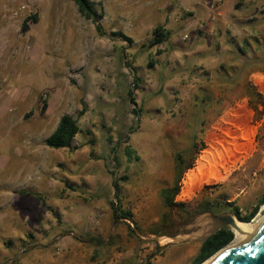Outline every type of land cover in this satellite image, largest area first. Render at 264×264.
<instances>
[{
	"label": "rangeland",
	"instance_id": "rangeland-1",
	"mask_svg": "<svg viewBox=\"0 0 264 264\" xmlns=\"http://www.w3.org/2000/svg\"><path fill=\"white\" fill-rule=\"evenodd\" d=\"M93 1L103 5L104 30L122 31L133 46L100 36L73 0H0V264H144L169 243L147 239L180 235L201 201L246 217L264 195V0ZM31 15L38 21L22 32ZM157 26L169 40L149 48ZM247 85L262 97L257 106ZM238 103L254 113L256 152L207 182L198 161ZM64 114L81 132L72 148H49ZM191 143L175 198L185 206L167 208L161 190L177 180L167 176V148ZM127 145L139 160L128 159ZM124 176L121 205L135 224L112 218L113 180Z\"/></svg>",
	"mask_w": 264,
	"mask_h": 264
},
{
	"label": "trees",
	"instance_id": "trees-1",
	"mask_svg": "<svg viewBox=\"0 0 264 264\" xmlns=\"http://www.w3.org/2000/svg\"><path fill=\"white\" fill-rule=\"evenodd\" d=\"M74 3L78 7L79 13L84 16L86 19L91 20L93 24L95 25L97 33L102 37H109L112 40H119L122 42L127 43L128 46H133L134 39L125 35L122 31H112L110 33H107L102 24L101 21L105 17V12L103 9L102 3H97L93 0H73ZM38 21V17L36 15H31L29 18H27L22 25V32H27L29 30V22ZM169 31H167L163 26H157L153 30L152 39L149 42L148 47L154 48V47H160L163 46L168 40H169ZM157 53L162 54L161 50H157ZM123 58H127V53L122 52ZM126 67L131 69L133 72L136 71V69L133 67V64L131 62L126 61L125 63ZM149 66H152V63H150ZM142 83V80L135 76L134 78V86L138 87ZM246 95L250 98L251 104L254 106H257V104L261 100V95L257 93L256 89L251 87L250 85L246 86ZM128 97L132 103H135V98L133 96V91L128 92ZM48 109V102L46 100H43L41 113L45 114ZM135 113H138L136 109H134ZM83 111L81 112V114ZM81 132L80 127L78 125L77 119H75L73 116L69 114H64L60 121L54 130V132L45 140V145L49 148L60 150V149H70L73 147V142L75 137ZM108 141L111 142L110 139ZM116 148L113 147L112 152H115ZM126 154L128 156L129 160L136 159L139 160V156L136 154V152L127 145L126 147ZM115 160L118 163V166H120L119 158L118 156L115 157ZM190 168V165L187 167V169ZM113 176L115 175L114 172L111 173ZM182 173L179 174L176 184L171 189H163L161 190V197L163 198L164 205L167 208H182L185 205L176 203L175 198L179 194L180 188H179V180ZM127 177H122L120 179L114 178L113 180V188H114V201H111L110 207L112 210V217L113 221L116 222L117 220L123 219L128 220L131 223L135 224V221L133 219V214L131 211L126 210L121 205V181L127 180ZM21 195H27L30 197H36L40 199L43 202V197L38 192L33 191H19ZM209 204V203H208ZM218 204V203H216ZM264 205V195L258 200L257 205L255 206L253 212L246 217H242L240 213L239 207L234 208L235 215L238 219L244 221V222H250L255 215L257 214L259 208ZM218 206V205H217ZM232 205H229V207ZM205 209V206L203 204L199 205L197 211L203 212ZM130 231L135 234V230L131 228L130 225H128ZM234 234L230 230L221 229L218 232H216L211 237L207 238L203 241L201 251L199 255L194 259L192 264H202L207 259H209L211 256H213L216 252H218L221 248L226 246L231 240L233 239ZM161 248L159 247L158 250ZM157 254V251L150 256V258L144 263V264H153L151 262V258Z\"/></svg>",
	"mask_w": 264,
	"mask_h": 264
},
{
	"label": "bare ground",
	"instance_id": "bare-ground-1",
	"mask_svg": "<svg viewBox=\"0 0 264 264\" xmlns=\"http://www.w3.org/2000/svg\"><path fill=\"white\" fill-rule=\"evenodd\" d=\"M253 116L254 113L241 103L225 111L209 135L208 149L198 161L197 171L202 179L205 178L203 174L206 171L209 173L206 175L208 177L206 181L209 182L211 181L209 175L223 176L222 172L227 173L232 169L234 170V168L244 165L252 157L256 152V145L253 140L255 131L254 126H252ZM194 179L192 178V180ZM191 182H185V186L190 187ZM183 192L184 194L187 193L185 189ZM263 217L264 205L256 218L250 222L236 219L237 228H233L235 234L233 240L202 264H209L227 248L248 235ZM163 240L170 242V239H161V241Z\"/></svg>",
	"mask_w": 264,
	"mask_h": 264
},
{
	"label": "water",
	"instance_id": "water-1",
	"mask_svg": "<svg viewBox=\"0 0 264 264\" xmlns=\"http://www.w3.org/2000/svg\"><path fill=\"white\" fill-rule=\"evenodd\" d=\"M236 219L238 218L235 215L228 212L221 215H214L211 212H205L199 214L191 225V227H200V230L195 233L180 234L176 236H161L147 240L161 242V239L163 238L170 239L168 244H183L198 240L204 241L224 227H229L234 234L233 228H237ZM124 221L130 222L128 220ZM134 230L138 235L139 233L136 227H134ZM209 264H264V217L248 235L227 248Z\"/></svg>",
	"mask_w": 264,
	"mask_h": 264
},
{
	"label": "flooded vegetation",
	"instance_id": "flooded-vegetation-1",
	"mask_svg": "<svg viewBox=\"0 0 264 264\" xmlns=\"http://www.w3.org/2000/svg\"><path fill=\"white\" fill-rule=\"evenodd\" d=\"M196 147L197 146L194 143H191V145H185L181 149H179L178 151L173 152V153L171 152L170 148H167V154H169L170 157L167 160L166 168L169 169V171L167 172V176L170 180H176L178 178L179 174L183 173L187 169V167L190 165V162L192 161ZM166 189H171V188H166ZM201 204H203L205 206V209L203 212H198L197 209H198L199 205H201ZM217 205L218 204L213 203V202L208 201V200L201 201L197 205V207L195 208V210L197 211L195 216H198L199 214H202L205 212H211L214 215H221L223 213H226V211H227L226 209H223L221 206H219V205L217 206ZM230 212L231 211H229V213ZM183 213H184L185 217H187L189 215L186 212H183ZM234 215H235V212H234ZM195 218H193V220H191L188 224L185 223L182 228H180V227L176 228L178 230V233L181 232V234H192V233H195L198 230H200V227H189V228L187 227L188 225L193 224ZM222 229L230 230L229 227H224Z\"/></svg>",
	"mask_w": 264,
	"mask_h": 264
},
{
	"label": "crops",
	"instance_id": "crops-1",
	"mask_svg": "<svg viewBox=\"0 0 264 264\" xmlns=\"http://www.w3.org/2000/svg\"><path fill=\"white\" fill-rule=\"evenodd\" d=\"M195 5L198 6L197 3ZM218 14L224 15L225 12ZM202 243L203 240H198L183 244L158 245L157 254L151 258V262L153 264H192L201 251ZM159 247L160 250H158Z\"/></svg>",
	"mask_w": 264,
	"mask_h": 264
}]
</instances>
